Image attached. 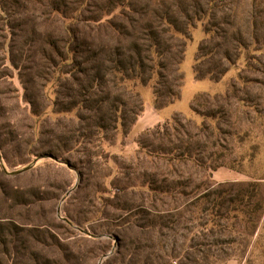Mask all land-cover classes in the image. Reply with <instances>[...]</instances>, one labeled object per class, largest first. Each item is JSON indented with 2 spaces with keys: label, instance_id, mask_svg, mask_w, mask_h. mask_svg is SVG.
Masks as SVG:
<instances>
[{
  "label": "rangeland",
  "instance_id": "rangeland-1",
  "mask_svg": "<svg viewBox=\"0 0 264 264\" xmlns=\"http://www.w3.org/2000/svg\"><path fill=\"white\" fill-rule=\"evenodd\" d=\"M0 264H264V0H0Z\"/></svg>",
  "mask_w": 264,
  "mask_h": 264
},
{
  "label": "trees",
  "instance_id": "trees-1",
  "mask_svg": "<svg viewBox=\"0 0 264 264\" xmlns=\"http://www.w3.org/2000/svg\"><path fill=\"white\" fill-rule=\"evenodd\" d=\"M56 12L58 13V14H60L61 16H62V18H65V19H68V16L66 15V14H64L63 12H60L59 10H56ZM66 30H69L67 27H66ZM73 43H72V40H71V42L69 43L68 42V46L66 47V45H65V48H66V50H67V54H68V56H67V58L68 59H70V54L72 53V51H75V49L73 48L74 46L72 45ZM9 50H10V48H8ZM253 187L251 188V190L252 191H250V195L248 194V198H249V203H250V201L257 195V193H256V189H255V187H256V185L257 184H251ZM240 194V193H239ZM238 194V196H240ZM241 197V196H240ZM240 197H238L239 199H241ZM259 203V202H258Z\"/></svg>",
  "mask_w": 264,
  "mask_h": 264
},
{
  "label": "water",
  "instance_id": "water-1",
  "mask_svg": "<svg viewBox=\"0 0 264 264\" xmlns=\"http://www.w3.org/2000/svg\"><path fill=\"white\" fill-rule=\"evenodd\" d=\"M30 166H27V167H25L24 169H22V170H18L17 172H21V171H24V170H26V169H28Z\"/></svg>",
  "mask_w": 264,
  "mask_h": 264
}]
</instances>
